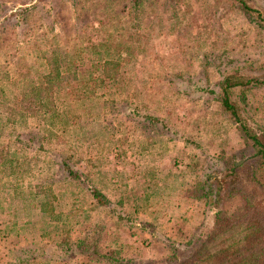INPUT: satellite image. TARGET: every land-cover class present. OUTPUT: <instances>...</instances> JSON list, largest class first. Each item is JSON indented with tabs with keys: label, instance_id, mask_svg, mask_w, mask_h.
Masks as SVG:
<instances>
[{
	"label": "rangeland",
	"instance_id": "374dc122",
	"mask_svg": "<svg viewBox=\"0 0 264 264\" xmlns=\"http://www.w3.org/2000/svg\"><path fill=\"white\" fill-rule=\"evenodd\" d=\"M244 1L0 0V264H264Z\"/></svg>",
	"mask_w": 264,
	"mask_h": 264
},
{
	"label": "trees",
	"instance_id": "16d2710c",
	"mask_svg": "<svg viewBox=\"0 0 264 264\" xmlns=\"http://www.w3.org/2000/svg\"><path fill=\"white\" fill-rule=\"evenodd\" d=\"M137 1V0H136ZM241 2V6L244 7L245 10L247 11H251V10H256L253 7L249 6L246 1L244 0H240ZM30 6H25L23 8H21L19 10V14H22V11L24 12L25 10H27ZM22 10V11H21ZM257 11V15L259 17H261V13ZM261 26H264V19H261ZM52 62H55L54 60H52ZM50 68L52 71L55 72L56 75L60 74V68L56 63H53L51 65L50 62ZM116 72H118V67H115ZM234 80H232L230 75H226L224 78H222L221 80V87L223 90V97L221 99L223 106L229 110L235 117L237 116L236 114V109H235V105L233 104L232 100L229 97V88L231 86H236V85H248L251 84L252 82L255 83H264V74L259 76H246V75H240V76H235L233 75ZM243 130H247L248 132V136H250V138L253 140V142L259 146L258 150L261 152L260 154H262V156L264 157V144L260 141L259 137L254 135L253 133H251L250 131H252L249 127L244 126L242 127ZM63 166H64V170L67 171V173L69 175H77V172L75 170L72 169V167H70L66 162H62ZM237 167V166H236ZM236 167L235 165L231 166V169H233V171H236ZM238 170H240V167H237ZM239 171H237L238 173ZM91 193L94 196V198L100 202V203H105V196L103 193H101L99 190H97L96 188H92L91 189ZM195 262V260H193ZM194 262L190 263V264H194Z\"/></svg>",
	"mask_w": 264,
	"mask_h": 264
}]
</instances>
